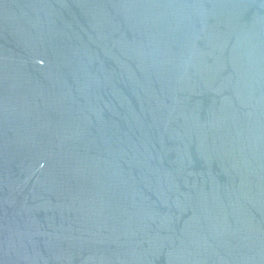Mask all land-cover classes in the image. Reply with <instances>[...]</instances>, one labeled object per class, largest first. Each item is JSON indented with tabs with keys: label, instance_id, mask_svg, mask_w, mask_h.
<instances>
[{
	"label": "water",
	"instance_id": "1",
	"mask_svg": "<svg viewBox=\"0 0 264 264\" xmlns=\"http://www.w3.org/2000/svg\"><path fill=\"white\" fill-rule=\"evenodd\" d=\"M0 264H264V0H0Z\"/></svg>",
	"mask_w": 264,
	"mask_h": 264
}]
</instances>
